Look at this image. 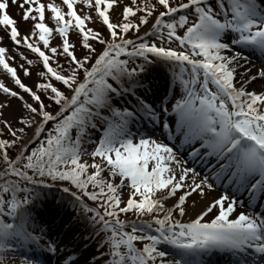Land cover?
I'll return each mask as SVG.
<instances>
[{"label":"snow or ice","instance_id":"obj_1","mask_svg":"<svg viewBox=\"0 0 264 264\" xmlns=\"http://www.w3.org/2000/svg\"><path fill=\"white\" fill-rule=\"evenodd\" d=\"M0 32V264H264V0H0Z\"/></svg>","mask_w":264,"mask_h":264},{"label":"rangeland","instance_id":"obj_2","mask_svg":"<svg viewBox=\"0 0 264 264\" xmlns=\"http://www.w3.org/2000/svg\"><path fill=\"white\" fill-rule=\"evenodd\" d=\"M56 2L57 3H60L61 0H56ZM76 8H77L78 12H81V13L87 11V9L82 8V6L79 3L76 5ZM17 13H18V9L15 8V15H13V16L16 17L17 19H19V16L17 15ZM46 16H47V13H46ZM112 18L113 19H117L116 16H113ZM93 26L94 27H98V25H93ZM4 35L5 34L3 32H0V36H4ZM72 38L75 39L74 36ZM50 43H51L52 46H57L58 44H60V39H59L58 35H54L53 38L50 40ZM3 44L7 48H9L10 50L12 49V44H11V42L6 37H5L4 41H3ZM14 54H15L14 52H11V51L9 52V55H14ZM25 55H29V54L27 52H25ZM29 58L30 59H35V57L34 56H31V55H29ZM9 63L12 64L13 62L12 61H9ZM16 63L17 64L18 63H22V61L17 60ZM33 71H35V69H33ZM0 81H3L9 87L12 86L10 79L7 78L6 76H4L2 73H0ZM0 99H2V97H0Z\"/></svg>","mask_w":264,"mask_h":264},{"label":"bare ground","instance_id":"obj_3","mask_svg":"<svg viewBox=\"0 0 264 264\" xmlns=\"http://www.w3.org/2000/svg\"><path fill=\"white\" fill-rule=\"evenodd\" d=\"M9 11L12 15H15V7L10 6ZM21 30H23V27L21 26Z\"/></svg>","mask_w":264,"mask_h":264}]
</instances>
